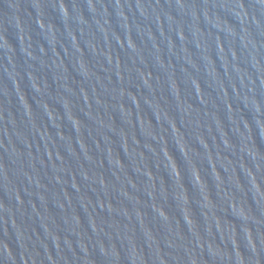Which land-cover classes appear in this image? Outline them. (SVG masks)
<instances>
[{
    "label": "water",
    "instance_id": "1",
    "mask_svg": "<svg viewBox=\"0 0 264 264\" xmlns=\"http://www.w3.org/2000/svg\"><path fill=\"white\" fill-rule=\"evenodd\" d=\"M0 264H264V0H0Z\"/></svg>",
    "mask_w": 264,
    "mask_h": 264
}]
</instances>
